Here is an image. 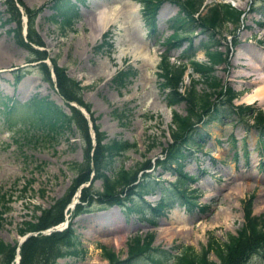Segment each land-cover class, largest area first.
<instances>
[{
  "label": "rangeland",
  "instance_id": "rangeland-1",
  "mask_svg": "<svg viewBox=\"0 0 264 264\" xmlns=\"http://www.w3.org/2000/svg\"><path fill=\"white\" fill-rule=\"evenodd\" d=\"M18 1L19 26L16 29V19L3 22L7 11L3 0H0V194L4 198L1 204L0 239L10 245L16 244L26 233L17 230L22 220L38 213L36 206L46 208L54 199L64 195L74 176L71 164L80 162L83 155V146L76 130L62 131L51 137L47 134L40 136L36 130L17 123L15 116L20 114V110L9 109L6 112V105L3 104L6 96L13 97L14 102H24L34 93L48 95L65 108L57 92L36 71V59H30L31 49H43L49 61L51 56L56 58V65L64 66L65 73L84 86L81 99L89 104L91 122L96 124L97 130L107 137L133 142V146L124 152L120 163L126 169H134L136 178L140 175L139 163L145 160L152 163L156 157H160L170 140V129L174 128L170 110L183 114L187 109L184 100L170 106L165 104L161 78L157 74L159 54L165 52L167 62L174 66L176 56L187 40H182L180 45L164 43L169 33L165 19L175 10L171 2L164 0L159 4L156 27L161 35L157 41L154 38L147 41L144 39L140 5L136 0L76 2L77 14L70 26L62 30L51 16L53 0ZM217 1L242 10L243 15L224 22L217 29V43L209 46L211 50H219L224 55L209 73L217 80L219 85L216 89L221 90H218L219 93L225 91L224 86H229L235 92L230 99L232 104L251 102L264 112V103L256 98L248 100L243 94L250 93L256 85L255 73L249 68L254 64L250 62L255 63V60L264 71V0H203L204 5L200 6L198 14L201 15L206 6ZM97 6L106 12L101 17L105 16L107 25L103 29L105 36L101 34L93 41ZM29 7L35 9L32 27L39 43H29L23 35L27 25L25 8ZM136 30H139L138 36ZM16 33L21 41L14 38ZM141 33L144 38H141ZM200 37L204 35H193L191 44L196 45ZM103 38L110 42V47L101 44ZM96 44L101 46L95 48ZM142 46L144 48L140 49ZM123 47L129 52L121 50ZM238 47L242 50L241 54H236ZM187 58L182 62H188ZM192 58L206 60L202 50L198 49H195ZM127 65L134 70L133 73L125 77L122 83L111 81L114 72ZM186 66L176 89L182 93L193 84L197 92L209 90V100L215 102L219 96L216 91H211L203 76L192 71L187 63ZM95 67L99 69L93 71ZM16 69L22 72V77L17 81L13 77ZM110 71L112 73L109 74ZM141 76H144L143 79ZM193 99L194 106H199L201 100H197L198 96L194 95ZM113 109L122 110L123 115H115ZM223 110L219 108L218 111ZM198 112L196 124H201L200 121L207 115L202 110ZM87 118L89 120L88 114ZM203 124L205 131L201 141L180 160V169L191 176L186 179V186L191 190V197L195 196L196 205L176 203L175 196H170L168 201L171 206L161 214H144L154 219L155 226L145 216L126 211L117 204L101 205L94 201L92 205H84L82 211L71 216L70 226L73 234L86 247L85 256L57 257L52 264H106V260L99 255L98 243L124 257L128 235L134 232L141 237L150 231L151 245L170 249L169 246L173 244H182L198 250L204 244L206 235L223 239L225 234L234 232L242 221V203L247 197L250 198L252 213L262 214L264 223V159L259 157L262 156L261 150L264 151V135H261L260 143L256 139L257 131L252 126L226 117ZM91 128H88V135L93 146L95 140ZM145 170L152 177L158 175L163 185L175 180L174 170L163 169L156 163ZM87 183L89 181H83L80 186ZM91 183L93 187L99 185L96 179ZM241 188L243 192L235 199V194ZM149 190L143 198L154 202L159 196V189L154 187ZM199 203L206 207L200 210L197 206ZM208 258L213 260L214 256L209 254ZM247 264H264V256L251 257Z\"/></svg>",
  "mask_w": 264,
  "mask_h": 264
},
{
  "label": "trees",
  "instance_id": "trees-1",
  "mask_svg": "<svg viewBox=\"0 0 264 264\" xmlns=\"http://www.w3.org/2000/svg\"><path fill=\"white\" fill-rule=\"evenodd\" d=\"M16 1L19 3L18 0ZM136 1L140 5L141 17L147 32L152 34L155 12L163 0ZM167 1L175 6V10L165 20L166 26L171 30L166 39H175L177 43L182 38L187 39V49H190L191 52L183 51L182 55L186 58L189 57L187 63L190 69L203 76L204 81L210 85L211 91H216L219 95L215 102H210V91L197 92L192 86L193 84H190L181 93L176 87L180 84L185 67L184 62L173 66L166 61L165 56L161 57L159 75L162 77L161 89L165 104L170 106L181 100L187 102V109L183 114L170 110V119L172 126H174L172 130L170 129V141L162 149L161 157H156L154 160V163L163 169L176 170L175 181L164 186L159 182L158 175L156 179H153L146 171H142L136 179L134 169H126L120 163L124 152L133 146V142L119 137H107L102 131L97 130L94 123H91L95 140L92 146L84 117L77 108L68 103L69 101L77 102L88 111L90 116L89 104L81 99V90L84 86L80 85L77 79L68 76L65 73V67L56 65V58L51 56L50 63L54 76L52 81L47 65L41 60L45 58L44 50L31 49L30 59L38 60L35 65L36 71L46 82L53 84L56 92L67 106V110L47 95L32 94L24 101L21 112H26L25 120L27 119L26 122L29 121L30 126L42 134H47L48 137L62 131L76 130L83 146V155L80 162L75 161L71 164L74 169V176L64 195L54 199L46 208L36 206L38 213H33L32 217H28L20 223L17 232L34 231L35 234L27 235L19 244L17 264H52L56 257L83 258L85 256L86 247L78 241L70 225L62 230H51L47 234L40 232L41 229L47 228L63 218V208L80 182L89 181L87 185L80 187L77 196L78 202L70 210L71 215L79 210L82 211L84 205H92L94 201L102 203L101 205L115 203L125 208L126 211H135L139 215H144L145 211L160 213L166 204V197L170 194L175 196L182 205H193L194 197H191V190L186 187V178L190 175L187 176L180 170L179 160L185 153L184 149L195 147L204 135L201 125H196V118L199 119L198 110H202L207 115L203 123L212 120L218 121L222 117H226L240 120L244 125L252 126L259 136L264 135V112L252 104H232L230 102L232 92L227 89L219 93L218 90H221L216 89L219 84L215 77L209 73L213 65L220 63L224 55L219 50H211L209 45L215 46L217 43L215 34L218 33L216 31H218L219 26L231 19H237L240 11L228 3L217 2L206 6L204 12L199 15L198 11L202 0ZM3 3L7 11V17L3 19V22H8L10 19L17 20L19 11L15 0H3ZM75 6V2L71 0H53L51 16L55 19L60 30L69 27L72 23L76 15ZM25 9L27 25L24 36L29 43H39L32 27L35 9L31 7ZM17 25L18 20L15 25L16 29ZM198 33L203 34L204 37H200L198 43L192 45L190 42L193 35L196 36ZM14 38L21 41L18 33L14 35ZM195 49L202 50L206 56L205 61H197L192 58ZM18 69L13 74L15 80L22 75ZM131 72L132 70L119 69L112 76V80L115 83H122L127 74ZM194 95L198 96L199 99L197 100H201L197 107L194 106ZM219 108H224V110L218 111ZM16 109L14 104L10 111ZM112 112L119 117L123 115L122 110L113 109ZM90 119H92L91 116ZM148 166L149 161L145 160L139 163L138 169ZM93 179L99 182L97 187L92 186L91 181ZM155 186L160 188L158 200L151 205L147 203V207H144L142 193L150 191L149 189ZM168 188L169 190H166ZM2 202H4V198L3 194H0V220L2 219ZM203 208L204 206L199 207L200 210ZM148 220L153 222L151 219ZM263 226V215L251 212L250 198L247 197L242 203V221L234 229V232L225 234L223 239L206 235L204 244L198 250L193 249L190 245L182 244L169 246L171 251L167 247L151 245L152 234L147 232L141 237L136 233L129 236L127 253L124 257H119L115 251L101 243H98L99 255L106 260V264H247L251 257L264 256V252L261 251L264 245ZM14 246L15 244L10 245L0 239V264L10 263ZM209 254L214 256L213 260L208 258Z\"/></svg>",
  "mask_w": 264,
  "mask_h": 264
},
{
  "label": "bare ground",
  "instance_id": "bare-ground-1",
  "mask_svg": "<svg viewBox=\"0 0 264 264\" xmlns=\"http://www.w3.org/2000/svg\"><path fill=\"white\" fill-rule=\"evenodd\" d=\"M127 2V1H126ZM245 2V1H244ZM100 4V3H99ZM98 7V6H97ZM104 9L102 8V7H98L97 8V12H96V19L93 21L94 22V25H93V31H92V40L94 41L95 39H97V37H99V35H100V33H101V31L104 29V27L107 25V23H106V20L104 19L105 18V16H103V17H101L102 15H104V14H106V12L105 11H103ZM108 12V11H107ZM113 14H115V13H113ZM93 15H94V13H93ZM24 16V15H23ZM110 16H112V14L110 15ZM95 17V16H94ZM102 19H101V18ZM107 17V16H106ZM113 17V16H112ZM109 18H107V20H108ZM113 19V18H112ZM109 20H111V19H109ZM109 22V21H108ZM137 31V30H136ZM135 31V32H136ZM132 35V34H131ZM136 35L138 36L139 35V30L137 31V33H136ZM141 38H143V35H142V33H141ZM121 39V38H120ZM128 39V38H127ZM127 39H126V42H127ZM138 39V38H137ZM118 40V39H117ZM123 41V40H122ZM146 43V41H144V44ZM142 44V43H141ZM143 45V44H142ZM144 47L142 46V47H140V49H143ZM136 49H138L139 50V48H136ZM146 49V48H145ZM144 49V50H145ZM121 50H127L128 51V49H126V47L124 48H121ZM147 50V49H146ZM129 52V51H128ZM132 53H133V51H132ZM242 53V50H240V47H238V49H237V51H236V54H241ZM138 54H140L139 52H138ZM115 56V55H114ZM133 57H135L134 55H132ZM144 56V55H143ZM1 57V56H0ZM2 57H4V56H2ZM136 58V57H135ZM144 60V59H143ZM149 60V59H148ZM145 61H146V59H145ZM247 61V60H246ZM255 63H253V62H250V64L252 63V64H254V66L252 65V67L250 66L249 68L252 70V71H254V73H255V78H256V80L254 79V82L256 83V85L253 87V88H251V91H250V93H247V92H244L243 94H244V96H245V98L246 99H252V98H256V99H258V101H260V102H262V103H264V71L263 70H261L262 68H261V66L259 65V63L258 62H256L255 60H253ZM143 64V63H142ZM153 65V64H152ZM140 66H142V65H140ZM96 69H99V67H95V68H93V71H95ZM111 71H112V69H111ZM109 72V74L110 73H112V72ZM145 72H147L146 70H145ZM261 72V73H260ZM260 73V74H259ZM108 74V75H109ZM108 77V76H107ZM143 77L144 76H141V79H143ZM252 82H253V80H252ZM4 169H2L1 171H3ZM243 188H241V190L239 191V192H237L236 194H235V199L237 198V196L240 194V193H242L243 192ZM230 192H232V191H230ZM236 192V191H235ZM239 197V196H238ZM11 264H15V259L13 258V260H12V262H11Z\"/></svg>",
  "mask_w": 264,
  "mask_h": 264
}]
</instances>
